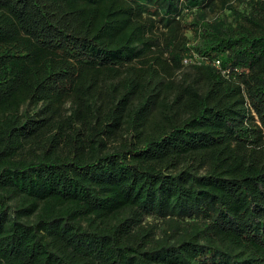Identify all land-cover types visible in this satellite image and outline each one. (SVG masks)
Segmentation results:
<instances>
[{
	"label": "trees",
	"instance_id": "trees-1",
	"mask_svg": "<svg viewBox=\"0 0 264 264\" xmlns=\"http://www.w3.org/2000/svg\"><path fill=\"white\" fill-rule=\"evenodd\" d=\"M0 264H264V0H0Z\"/></svg>",
	"mask_w": 264,
	"mask_h": 264
},
{
	"label": "built area",
	"instance_id": "built-area-1",
	"mask_svg": "<svg viewBox=\"0 0 264 264\" xmlns=\"http://www.w3.org/2000/svg\"><path fill=\"white\" fill-rule=\"evenodd\" d=\"M197 57L195 56V59H196ZM198 60V59H197ZM216 66H219V63H218V61H215V63H214ZM229 71H227V70H222V74H227Z\"/></svg>",
	"mask_w": 264,
	"mask_h": 264
}]
</instances>
